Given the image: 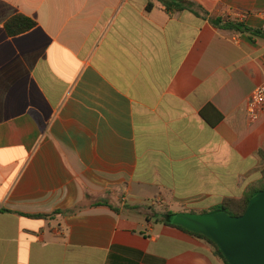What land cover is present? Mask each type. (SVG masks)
Instances as JSON below:
<instances>
[{
  "label": "crops",
  "instance_id": "1",
  "mask_svg": "<svg viewBox=\"0 0 264 264\" xmlns=\"http://www.w3.org/2000/svg\"><path fill=\"white\" fill-rule=\"evenodd\" d=\"M217 18L264 30V0H0V264H225L137 214L264 187V38Z\"/></svg>",
  "mask_w": 264,
  "mask_h": 264
},
{
  "label": "water",
  "instance_id": "2",
  "mask_svg": "<svg viewBox=\"0 0 264 264\" xmlns=\"http://www.w3.org/2000/svg\"><path fill=\"white\" fill-rule=\"evenodd\" d=\"M178 224L211 239L229 264H264V190L241 216L183 213Z\"/></svg>",
  "mask_w": 264,
  "mask_h": 264
},
{
  "label": "trees",
  "instance_id": "3",
  "mask_svg": "<svg viewBox=\"0 0 264 264\" xmlns=\"http://www.w3.org/2000/svg\"><path fill=\"white\" fill-rule=\"evenodd\" d=\"M211 21L213 25H215L216 27L222 28V29H228V30L243 32V33H250L252 35L264 38V30L251 29L246 24L241 23V22L231 21V20L225 21L222 18L212 19ZM34 27H36L35 21H33L32 19L26 16L20 15V16H16L12 18L6 24V31L10 37H14V36L23 34L25 32H28ZM263 190H264V187L261 189H257V190L249 189L246 196L243 197L242 199H226L223 201L221 205H219L218 207H216L210 212L192 213V214H208V213L224 211L235 217L241 216L246 212L250 201ZM147 209L153 212V217H147L149 221H150V218H154L157 222H161L171 227L179 228L191 234L192 236L196 238L207 241L210 245H212L215 248L216 254L224 260L225 264H229L226 261L225 257L223 256L221 250L211 239L205 237L204 235L188 231L178 224V219L180 215L183 213H174L171 211H157L153 207H148ZM60 214H65V213L58 211L54 213V215H50V216L49 215H39V216L47 218V217H53V216L60 215Z\"/></svg>",
  "mask_w": 264,
  "mask_h": 264
},
{
  "label": "built area",
  "instance_id": "4",
  "mask_svg": "<svg viewBox=\"0 0 264 264\" xmlns=\"http://www.w3.org/2000/svg\"><path fill=\"white\" fill-rule=\"evenodd\" d=\"M264 85L258 87L252 94L248 104V113L252 121L258 120L259 113L264 112Z\"/></svg>",
  "mask_w": 264,
  "mask_h": 264
},
{
  "label": "rangeland",
  "instance_id": "5",
  "mask_svg": "<svg viewBox=\"0 0 264 264\" xmlns=\"http://www.w3.org/2000/svg\"><path fill=\"white\" fill-rule=\"evenodd\" d=\"M148 207H153L154 209H156V210L158 209L160 211H162L161 209H163V206H161L159 204H155V205L150 204L148 206H145L141 211L138 210L137 214H138V216H142L141 217V221H144L145 224H146V217L147 216L148 217H153V212L148 210L147 209Z\"/></svg>",
  "mask_w": 264,
  "mask_h": 264
}]
</instances>
